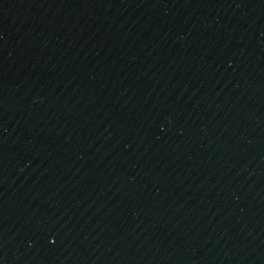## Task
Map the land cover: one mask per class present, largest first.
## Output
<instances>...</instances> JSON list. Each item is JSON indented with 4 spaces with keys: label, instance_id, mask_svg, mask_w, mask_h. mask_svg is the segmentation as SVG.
<instances>
[{
    "label": "water",
    "instance_id": "water-1",
    "mask_svg": "<svg viewBox=\"0 0 264 264\" xmlns=\"http://www.w3.org/2000/svg\"><path fill=\"white\" fill-rule=\"evenodd\" d=\"M0 264H264V0H0Z\"/></svg>",
    "mask_w": 264,
    "mask_h": 264
}]
</instances>
